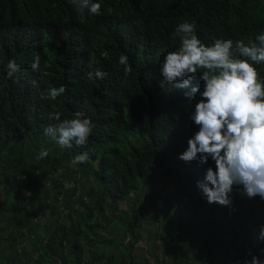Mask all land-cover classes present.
<instances>
[{
  "label": "trees",
  "instance_id": "16d2710c",
  "mask_svg": "<svg viewBox=\"0 0 264 264\" xmlns=\"http://www.w3.org/2000/svg\"><path fill=\"white\" fill-rule=\"evenodd\" d=\"M95 2L99 15L78 14L72 0H0V246L9 245L0 256L11 253L9 264H141L136 245L151 221L141 198L162 172L173 186L162 194L167 208L182 220L199 217L205 202L197 181L215 162L178 158L198 130L189 119L195 101L163 82L159 66L178 48L172 34L184 21L195 22L205 45L214 38L247 45L264 33V0ZM122 54L132 67L127 77ZM35 55L36 71L30 66ZM10 59L19 65L11 79ZM255 67L264 81V64ZM97 70L105 78L88 79ZM192 83L202 87L199 74ZM61 85L65 95L42 98ZM76 111L92 124L87 148H62L44 134L57 123L49 114L65 119ZM42 149L48 156L37 159ZM85 150L89 160L72 166ZM229 195L230 207L212 203L210 211L233 237L231 263L244 264L257 240L264 246V200L235 185ZM169 221L173 235V214ZM205 241L201 253L220 252L218 260L231 264L226 249Z\"/></svg>",
  "mask_w": 264,
  "mask_h": 264
},
{
  "label": "clouds",
  "instance_id": "9594fccd",
  "mask_svg": "<svg viewBox=\"0 0 264 264\" xmlns=\"http://www.w3.org/2000/svg\"><path fill=\"white\" fill-rule=\"evenodd\" d=\"M72 4L78 14H100L101 5L95 0H72ZM177 37L180 44L166 53L159 73L163 82L185 90L183 95L195 101L189 119L198 126L178 158L185 162L198 160L200 164H206L209 158L215 162V168L208 167L204 178L197 181L209 204L230 207L229 194L234 185L241 186L249 198L259 196L264 200V81L255 67L264 64V33H258L247 45L243 41L234 45L233 40L222 38L205 45L197 35L195 22L184 21L172 34L173 39ZM119 64L127 77L132 72L127 55L119 57ZM30 66L34 71L39 69V55L33 57ZM6 67L9 79L19 71L15 59H10ZM198 74L202 87L192 83ZM94 76L104 79L106 73H87L90 80ZM65 94L66 87L61 85L48 88L42 98L55 100ZM49 118L57 123L45 128L46 136L62 148H87L92 124L83 113L76 111L71 118L61 119L59 112H53ZM47 156L48 151L42 149L37 159ZM89 158L90 150L82 151L73 156L71 165L86 163ZM259 239L264 241V225ZM249 255L251 260L244 264H264L251 250Z\"/></svg>",
  "mask_w": 264,
  "mask_h": 264
},
{
  "label": "rangeland",
  "instance_id": "374dc122",
  "mask_svg": "<svg viewBox=\"0 0 264 264\" xmlns=\"http://www.w3.org/2000/svg\"><path fill=\"white\" fill-rule=\"evenodd\" d=\"M169 179L170 176L166 177L163 172L160 173L159 176L154 180L153 184L147 188L149 190L145 192L144 196L141 198L142 201L147 203L146 210L148 212V218H154L153 222H149V220L144 222L145 226L157 224L159 219V224H161L165 229V238L169 236L171 244H173V239L176 241L177 245L181 249V256L187 255L190 258L193 257L194 255L191 253V250H193L195 255H202V248H205L208 245L205 241L206 239L212 243L213 247H221L223 251L226 249L225 254L229 255V257H232L236 247L233 237L231 235L223 234L221 231L222 229L219 227L218 219L214 218L212 212L210 211L211 204L207 202L206 198L202 197L201 193L199 195L200 198L205 202V205L203 207V211L200 213V216L196 217L195 219L185 216L182 220L178 215V210L173 209L170 211L167 208L162 200V194L169 191L170 189H173L171 184L172 181ZM123 207L129 208L130 205L127 204ZM172 214L177 223L176 227L174 228L173 235H170L171 231L169 232V229L171 223L169 219L171 218ZM154 227L156 226H152V229H154ZM213 232H216V235L210 237V235H213ZM207 235H209V237H207ZM258 242L260 241H256L255 245L253 246L254 249L251 253L258 256L261 260H264V253L261 252V249L264 248V246ZM8 247L9 245L7 241H3L2 245L0 246V250H6L8 252ZM11 257V253L6 255V260L0 256V264H9ZM16 264L21 263L16 261Z\"/></svg>",
  "mask_w": 264,
  "mask_h": 264
},
{
  "label": "crops",
  "instance_id": "0c3cea01",
  "mask_svg": "<svg viewBox=\"0 0 264 264\" xmlns=\"http://www.w3.org/2000/svg\"><path fill=\"white\" fill-rule=\"evenodd\" d=\"M154 218H151L150 222H153ZM152 226L154 229H152ZM158 226V228H157ZM144 242L147 244L148 250L145 248L139 249L137 251L138 262L141 264H149V257H155L159 254H164L166 257V264H179L181 262V249L177 245L176 241L173 239V244H171V240L169 236L165 238V229L159 224V219L157 224L144 226L142 229ZM236 246V245H235ZM193 257L189 258L188 262L184 264H223V262L219 261L221 259L220 252L215 254L202 253V255H195L193 253ZM234 256L229 259V262H233ZM232 264V263H231Z\"/></svg>",
  "mask_w": 264,
  "mask_h": 264
},
{
  "label": "built area",
  "instance_id": "2783aa9c",
  "mask_svg": "<svg viewBox=\"0 0 264 264\" xmlns=\"http://www.w3.org/2000/svg\"><path fill=\"white\" fill-rule=\"evenodd\" d=\"M130 241H132L131 237L128 238L127 243ZM136 247L145 248V250H148L146 243H144L143 241L138 242ZM149 264H166V257L164 254H159L155 257H149Z\"/></svg>",
  "mask_w": 264,
  "mask_h": 264
}]
</instances>
